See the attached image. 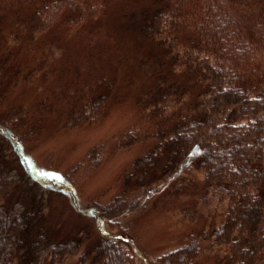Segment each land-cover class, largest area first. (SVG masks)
<instances>
[{
	"label": "trees",
	"instance_id": "trees-1",
	"mask_svg": "<svg viewBox=\"0 0 264 264\" xmlns=\"http://www.w3.org/2000/svg\"><path fill=\"white\" fill-rule=\"evenodd\" d=\"M120 1L0 0V95L10 89V60L22 39H49L54 54L57 38L100 20ZM158 1L153 11L127 14L130 27L164 54L167 67L155 77L151 99L139 101L138 129L122 139L134 135L149 141L139 146L129 175L148 167L162 143L176 156L174 169L153 186L82 205L73 172L38 182L28 167L19 170L16 162L25 159V145L36 140L39 123L23 107L3 108L0 264H64L73 256L76 264H206L191 234L157 256L137 249L136 225L152 199L176 189L180 178L193 172L199 177L181 180L199 186L201 194L191 200L222 209L212 233L211 249L219 251L214 264H264V0ZM149 64L141 66L149 71ZM91 93L84 112L110 97L112 83L100 79ZM90 112L73 110L71 121L91 122L100 115ZM51 196L66 198L91 226L67 236L52 230L43 220Z\"/></svg>",
	"mask_w": 264,
	"mask_h": 264
},
{
	"label": "rangeland",
	"instance_id": "rangeland-1",
	"mask_svg": "<svg viewBox=\"0 0 264 264\" xmlns=\"http://www.w3.org/2000/svg\"><path fill=\"white\" fill-rule=\"evenodd\" d=\"M159 3L121 0L100 20L64 39L57 38L51 45L56 49L54 54L49 51L48 38L36 42L22 39L18 55L10 60V89L5 96L0 95V112L23 107L39 123L36 140L25 145V159L16 162L20 171L28 167L38 182L73 172L77 200L86 205L92 200L105 202L118 191L121 195L140 185L153 186L174 169L176 156L165 152L166 143H162L148 167L141 166L129 175L131 171L126 170L139 155V146L149 141L142 143L134 135L122 139L127 131L138 129L139 101L151 99V85L158 75L166 73L167 67L164 54L130 27L127 14L141 8L153 11ZM147 61L149 71L141 66L145 67ZM100 79L112 83V93L106 101L84 112L83 103L92 97V87ZM93 109L100 113L93 121H71L73 110L84 115ZM191 177L199 174L181 177L176 189L160 192L152 199L136 225L137 249L150 257L157 256L178 248L191 234L200 245L201 262L218 261L219 251L211 249L212 233L222 219V209L215 208L216 203L191 200L195 192L200 193L199 186L194 181L187 185L181 182ZM11 199L7 198L6 206ZM222 205L227 206L224 202ZM43 220L63 236L91 226L66 198L58 196H51ZM132 250L136 252L134 247ZM76 262L73 256L64 264Z\"/></svg>",
	"mask_w": 264,
	"mask_h": 264
}]
</instances>
